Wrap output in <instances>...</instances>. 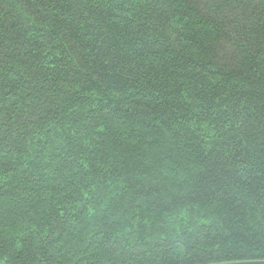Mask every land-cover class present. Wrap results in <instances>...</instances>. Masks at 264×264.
<instances>
[{
	"label": "trees",
	"instance_id": "obj_1",
	"mask_svg": "<svg viewBox=\"0 0 264 264\" xmlns=\"http://www.w3.org/2000/svg\"><path fill=\"white\" fill-rule=\"evenodd\" d=\"M264 260V0H0V264Z\"/></svg>",
	"mask_w": 264,
	"mask_h": 264
},
{
	"label": "water",
	"instance_id": "obj_2",
	"mask_svg": "<svg viewBox=\"0 0 264 264\" xmlns=\"http://www.w3.org/2000/svg\"><path fill=\"white\" fill-rule=\"evenodd\" d=\"M226 264H264V260H262V261L237 262V263H226Z\"/></svg>",
	"mask_w": 264,
	"mask_h": 264
}]
</instances>
